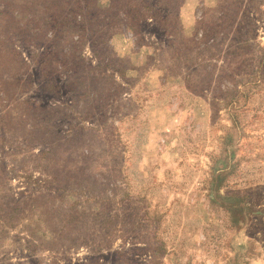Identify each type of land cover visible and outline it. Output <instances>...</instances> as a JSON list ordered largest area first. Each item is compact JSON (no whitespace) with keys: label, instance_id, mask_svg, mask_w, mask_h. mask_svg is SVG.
I'll return each instance as SVG.
<instances>
[{"label":"rangeland","instance_id":"374dc122","mask_svg":"<svg viewBox=\"0 0 264 264\" xmlns=\"http://www.w3.org/2000/svg\"><path fill=\"white\" fill-rule=\"evenodd\" d=\"M0 264H264V0H0Z\"/></svg>","mask_w":264,"mask_h":264}]
</instances>
